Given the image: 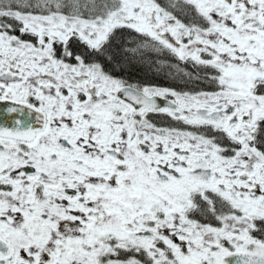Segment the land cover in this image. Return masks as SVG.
<instances>
[{
	"label": "snow or ice",
	"instance_id": "obj_1",
	"mask_svg": "<svg viewBox=\"0 0 264 264\" xmlns=\"http://www.w3.org/2000/svg\"><path fill=\"white\" fill-rule=\"evenodd\" d=\"M0 264H264V0H0Z\"/></svg>",
	"mask_w": 264,
	"mask_h": 264
},
{
	"label": "flooded vegetation",
	"instance_id": "obj_2",
	"mask_svg": "<svg viewBox=\"0 0 264 264\" xmlns=\"http://www.w3.org/2000/svg\"><path fill=\"white\" fill-rule=\"evenodd\" d=\"M162 2H166V0H162ZM148 56H149V61L146 62L144 66L136 67V68L143 69L145 72L142 73V75L135 74L136 73L135 72L136 68H135L133 70V78L134 79H138L142 82L154 83V84H157V85L162 86V87L171 86V87H176L178 89L186 87L183 81L176 78L175 75H170L168 73V69L166 67L160 71H157L155 69V67H153L152 70H149L148 63H150L151 60L157 59V54L156 53H149ZM159 59L161 61L171 62V58H166L163 55L159 56ZM188 70L192 71V69L190 67L188 68Z\"/></svg>",
	"mask_w": 264,
	"mask_h": 264
},
{
	"label": "trees",
	"instance_id": "obj_3",
	"mask_svg": "<svg viewBox=\"0 0 264 264\" xmlns=\"http://www.w3.org/2000/svg\"><path fill=\"white\" fill-rule=\"evenodd\" d=\"M135 74H140V75H142V73H144L145 71L143 70V69H140V68H136L135 69Z\"/></svg>",
	"mask_w": 264,
	"mask_h": 264
}]
</instances>
